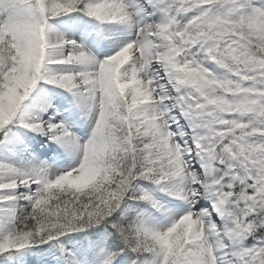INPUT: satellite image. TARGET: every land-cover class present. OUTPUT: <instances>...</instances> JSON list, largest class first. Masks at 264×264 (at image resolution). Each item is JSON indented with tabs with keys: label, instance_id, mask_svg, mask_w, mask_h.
Segmentation results:
<instances>
[{
	"label": "snow or ice",
	"instance_id": "6c2138e0",
	"mask_svg": "<svg viewBox=\"0 0 264 264\" xmlns=\"http://www.w3.org/2000/svg\"><path fill=\"white\" fill-rule=\"evenodd\" d=\"M0 264H264V0H0Z\"/></svg>",
	"mask_w": 264,
	"mask_h": 264
}]
</instances>
